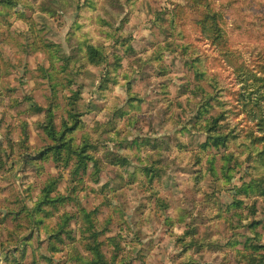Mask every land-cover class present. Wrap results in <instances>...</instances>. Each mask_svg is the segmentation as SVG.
Instances as JSON below:
<instances>
[{"label": "rangeland", "instance_id": "obj_1", "mask_svg": "<svg viewBox=\"0 0 264 264\" xmlns=\"http://www.w3.org/2000/svg\"><path fill=\"white\" fill-rule=\"evenodd\" d=\"M213 1L225 14L230 40L228 47L238 57V63L234 57L229 62L224 48L212 44L201 34L195 24L196 16L185 0H99L98 10L89 13L87 30L94 32L95 43L103 42L105 57L113 60L109 37H120L122 30L117 27L125 19L128 20L126 34L131 35L134 47V55L129 60L163 49V62L170 65L163 76L158 75L152 66L146 65L144 69L147 73L142 75L140 72L141 78L131 90L143 100L133 102L130 100L131 92L125 85L126 73L131 66L112 71L107 76L110 79L108 89L102 95L99 87L107 73L106 68L91 61L85 50L87 45L80 50V41L87 42L85 39L73 38L70 41L79 13L76 0H13L12 7L6 4L7 0H0V249L3 246V251L16 256L18 264H57L68 257V245L63 246L64 250L57 254H51L48 250L50 229L58 226L65 212L76 213L69 228L77 241H80L83 232L86 233L87 222L80 216L83 212H78L76 202L60 206L48 218L43 217V213L34 215V207L49 182L54 185L52 195H70L75 191L81 207L93 213L95 225L104 229L99 240L107 258L115 260L117 264H185L191 252L179 240L183 227L178 223V212L174 208L178 205L191 207V200L196 196L193 187L186 183L190 180L191 172L185 168L188 166L185 154L178 152L179 157L168 168L169 179L165 180L164 187L157 194L153 189L157 190L158 186L150 190L148 175L140 171L135 178H131L125 170L122 171L123 175L116 176L118 173L111 171L106 152L115 157L126 153L133 157L135 154L132 163L137 165L138 149L130 142L135 137H149L160 142L171 141L174 148L168 149L165 154L171 159L179 148L176 146L177 138L188 141L201 131L190 114L188 104L190 99L196 101L191 93L195 82L194 71L186 64L188 55L178 54L173 59V48L182 39L190 43V39H193L188 49H195L197 53L192 56H201L208 69L216 73L229 89L241 90L246 99L256 97V92L250 95L249 91L243 89L250 85V91H254L255 81L247 79L246 75L240 77L236 68L241 62L245 67H256L255 60L264 50V0ZM180 8L184 9V13L176 15ZM170 11H173V23L168 14ZM158 16L160 20L156 22ZM165 17L169 20H163ZM108 21L111 24L115 22L113 29H107ZM160 23L169 28L163 29ZM180 31L184 34L183 38ZM57 47L67 53L68 65L54 89L50 86V75H54L51 61ZM173 62L175 66L171 67ZM62 64L63 61L57 63ZM185 88L188 90L181 92ZM79 90L81 94L76 112L82 115L85 127L79 126L74 131L73 141L81 145L89 140L98 147L102 171L97 182L92 178L95 167L89 168L86 173L81 171L74 178L73 165H66L63 160H38L40 171H37L34 166L24 164L18 156L25 150L22 146L25 131L29 135L28 153L36 155L42 146L48 144L42 124L52 101L59 105L55 112L57 128L70 126L72 117L68 113V98L76 96ZM169 102L172 103L170 107ZM180 102L182 106H179ZM34 104L44 110L36 111ZM117 108L122 109L119 114L115 113ZM244 116L245 113H242L238 119ZM248 121L242 122L251 126ZM255 132L261 133L257 126ZM151 152L152 149L148 147L146 151H141V157L147 166L154 169L150 163ZM205 163L206 160L202 164ZM221 165L218 160V172ZM246 172V165L238 172L236 170L228 185L229 190L217 193L218 205L213 209L221 214L213 220L218 223L214 227L215 234L229 236L227 226L231 218L242 217L244 223L264 219L262 210L256 215L250 213L249 198L243 195L235 197L234 187L243 183ZM81 177L82 181L79 180ZM137 177L139 184L135 185ZM181 183L183 188L179 194L177 184ZM215 184L213 176L208 175L203 181V192L210 193ZM171 191L180 198L169 213H164L157 195L170 197ZM236 199H240L239 204ZM259 232L264 234V228L260 227ZM76 246L82 256L90 255L80 242ZM192 255L201 264H236L232 255L226 260L222 251L215 257L212 253H207L204 258H199L196 253ZM45 256L50 257L52 262H48Z\"/></svg>", "mask_w": 264, "mask_h": 264}, {"label": "trees", "instance_id": "obj_2", "mask_svg": "<svg viewBox=\"0 0 264 264\" xmlns=\"http://www.w3.org/2000/svg\"><path fill=\"white\" fill-rule=\"evenodd\" d=\"M7 1L6 4L11 6L13 0ZM109 1L116 2L117 0ZM185 1L196 16L195 24L201 34L212 44L223 47L228 55L229 62H232L234 57L238 63V57L228 47L230 40L226 30L224 12L214 5L213 0ZM230 1L237 0H227V3ZM128 4L131 5V2L128 1ZM43 7H45L44 3ZM98 7H100L99 0H76V9L79 13L72 28L70 41L73 38L78 40L85 39L87 42L80 41V50L87 45L85 50L91 61L106 68L107 73L99 87L100 94H105L108 89L110 79L107 76L118 69L123 70L125 67L131 66V70L126 73L127 82L125 83L130 92L135 82L141 78L139 76L140 72L142 75L147 73L144 69L146 65L152 66L158 75H166L170 65L165 61L163 62V49L160 52L153 50L148 56L142 54V58L136 57L133 60H129L134 55V47L131 43V35L126 34L128 31L126 29L128 20L125 19L117 27L122 30L120 37L118 39H114L112 36L109 37L113 48V60L109 56L105 57L103 42L95 43L93 39L94 32L91 33L87 30L89 29L87 25L89 13L96 12ZM183 13L184 9L180 8L176 15H182ZM168 14L172 17L173 11ZM159 20L160 16H158L156 22ZM163 20L169 19L165 17ZM170 20L172 23L174 22L173 17ZM108 23L109 28L107 29H113L112 26L115 22L111 24L108 21ZM160 27L163 29L169 28V26H163V23H160ZM180 33L183 38L184 34L182 31ZM187 36L191 38V36ZM190 40L191 43L182 39L181 43L176 45L172 52L174 53L173 59H176L178 54H187L186 64L194 71L195 83L191 93L194 96L193 98H196V101L193 102V99H190L188 104L191 108L190 114L201 131L192 135L188 141L177 138L176 146L179 148L171 159L165 155L168 149L174 148L171 141L164 140L160 142L149 137L144 139L135 137L130 142L131 145H135L138 149L137 165L132 163L135 154H133V157L129 153L115 157L106 152V158L111 164V171L118 173L116 176L123 175V170L127 171L131 178H135L138 175V171L143 175H148L149 189L151 190L155 188L154 186H158L157 190L153 189V192L158 194V191L160 192L161 188L164 187L165 180L169 179L168 168H171L172 164L175 163V159L179 157L178 152H183L185 154L184 159L188 165L185 168L191 172L190 180L186 183L193 187L194 195L198 198L193 196L191 207L174 206L180 197H177L172 191L170 197L157 195V200L164 213H169L170 208L173 206L178 212V223L183 227L179 240L186 244L188 251L191 252L185 264H201L197 259H193L192 253L199 254V258H204L207 253H212L215 257L221 251L222 253L224 252L226 260L229 255H232L236 264H264V234L259 232L260 227L264 228V219L244 223L242 217L238 219L231 218L227 226L230 235L225 237L214 233V227L218 223L213 222L214 217L221 214L213 209L215 205H218L217 193L229 190L228 185L231 184L234 178V172L236 170L238 172L244 165L247 167L246 179H244L243 183L234 187L235 197L238 198V195H243L244 198H249L250 213L253 215H256L259 210L264 211V104H262V102L264 103V50L260 51L255 60L256 67H245L246 65L242 62L237 65L236 71L240 77L246 75L247 79L252 78L255 81L254 91H250V85L243 87L244 91H249L250 95L254 92L257 93L255 98L250 96L246 99L241 90L229 89L216 73L210 71L201 56H192L197 51L188 49V45L193 43V39ZM60 61H63V64L57 65ZM134 63L137 65L134 66ZM67 65V53L62 52V48L57 47L51 61V69L54 71V75H50L51 88L55 89V83L62 71L67 68ZM174 66L175 62L172 63L171 67ZM187 90L185 88L181 92ZM80 94L81 90L76 93V96L68 98L70 106L68 113L72 120L70 121V126L64 129H58L55 123V112L59 106L58 103L52 101L49 104L46 109V119L42 124L47 135L48 144L42 146L38 150V154L28 153L29 135L27 131L24 132L22 146L25 150L18 155L24 164L34 166L35 170L40 171L38 160L50 158L56 162L63 160L66 165H73L72 173L74 178L81 171L86 173L89 168L95 167L92 178L96 182L98 181L102 171L98 147L91 144L89 140H85L81 145H76L73 141L74 131L79 126L81 128L85 127L82 115L76 112ZM130 100L137 102L142 101L143 98L137 93L131 92ZM171 104L169 102L168 106L170 107ZM179 106H182V102L179 103ZM33 108L36 111L44 110L43 107L37 104H34ZM121 111L122 109H115L116 114ZM242 113H245V116L240 120L238 117ZM246 120L251 122V126H246L242 122ZM256 126L261 133L255 132ZM148 147L152 149L150 163L154 169L147 166L145 159L141 157V151H146ZM204 160H206V163L202 164ZM218 160L222 163L220 172H218L216 167ZM208 175L213 176L216 184L211 187L212 191L210 193H204L202 189L203 181ZM82 179L83 177L79 178L81 181ZM138 179V177L135 179V185L139 184L137 182ZM182 185L183 183L177 184L179 194L182 193ZM53 189V183L49 182L34 207L35 216L43 213V217H51L60 206L72 201L76 202L79 207L78 212H83L80 216L87 222L86 233L83 232L80 241H77L73 230L69 228V223L76 213H63L57 223L58 226L50 229L52 232L49 237L48 250L51 254L62 252L64 250L63 246H69H67L69 248L68 257L63 261L59 260L57 264H117L115 260L107 258L102 249L99 237L104 232V229H100L95 225L93 213L87 212L84 207H81L79 197L75 194V191L70 195L59 194L54 196L52 195ZM236 202L239 204L240 199H236ZM244 203H246L245 200ZM31 215L33 214L31 213ZM77 242L83 245L85 251L90 254L89 256H82L79 253L76 246ZM44 258L48 262H52L50 257L45 256ZM5 262L6 264L19 263L18 258L9 251ZM120 264H125V262H120Z\"/></svg>", "mask_w": 264, "mask_h": 264}, {"label": "built area", "instance_id": "obj_3", "mask_svg": "<svg viewBox=\"0 0 264 264\" xmlns=\"http://www.w3.org/2000/svg\"><path fill=\"white\" fill-rule=\"evenodd\" d=\"M0 264H6L5 257L3 255H0Z\"/></svg>", "mask_w": 264, "mask_h": 264}, {"label": "crops", "instance_id": "obj_4", "mask_svg": "<svg viewBox=\"0 0 264 264\" xmlns=\"http://www.w3.org/2000/svg\"><path fill=\"white\" fill-rule=\"evenodd\" d=\"M6 254H7L6 251H3L2 249H0V255H3L5 257V260H6Z\"/></svg>", "mask_w": 264, "mask_h": 264}]
</instances>
